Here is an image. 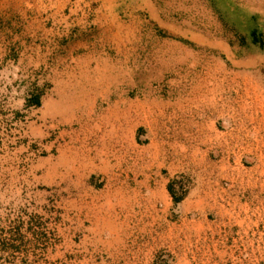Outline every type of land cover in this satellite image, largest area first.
Returning a JSON list of instances; mask_svg holds the SVG:
<instances>
[{"label": "rangeland", "instance_id": "1", "mask_svg": "<svg viewBox=\"0 0 264 264\" xmlns=\"http://www.w3.org/2000/svg\"><path fill=\"white\" fill-rule=\"evenodd\" d=\"M261 68L264 0H0V264H106L91 248L93 152L115 151L112 130L121 146L140 133L150 99L171 104L172 127L240 112L236 71ZM194 181L167 185L181 199ZM213 234L191 227L152 264H264L261 243L214 248Z\"/></svg>", "mask_w": 264, "mask_h": 264}, {"label": "crops", "instance_id": "2", "mask_svg": "<svg viewBox=\"0 0 264 264\" xmlns=\"http://www.w3.org/2000/svg\"><path fill=\"white\" fill-rule=\"evenodd\" d=\"M261 69L236 71L240 112L236 105L223 104L215 114L181 113L182 121L175 125L180 130L172 132L175 126L166 124L170 119L162 121L173 120L171 104L150 99L140 123L136 121L140 133H130L121 146V130H112L115 151L93 152L87 174L100 179L89 186L91 248L106 264H152L159 249L184 245L191 227L204 236L213 231L214 248L235 247L241 237L246 246L264 245ZM255 105L260 106L256 116ZM80 135L85 133L76 138ZM140 139L145 140L138 143ZM75 149L78 170L86 158L79 146ZM185 175L193 176L194 184L173 201L167 183Z\"/></svg>", "mask_w": 264, "mask_h": 264}, {"label": "trees", "instance_id": "3", "mask_svg": "<svg viewBox=\"0 0 264 264\" xmlns=\"http://www.w3.org/2000/svg\"><path fill=\"white\" fill-rule=\"evenodd\" d=\"M167 190H168V192L170 193V195H171L173 201H178V200L180 199V196L175 195V193L173 192L170 183L167 185Z\"/></svg>", "mask_w": 264, "mask_h": 264}]
</instances>
